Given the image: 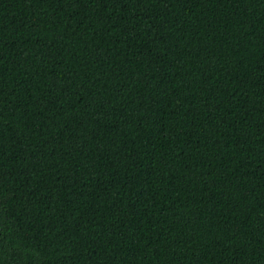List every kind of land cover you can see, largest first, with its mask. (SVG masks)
I'll list each match as a JSON object with an SVG mask.
<instances>
[{"label": "trees", "instance_id": "obj_1", "mask_svg": "<svg viewBox=\"0 0 264 264\" xmlns=\"http://www.w3.org/2000/svg\"><path fill=\"white\" fill-rule=\"evenodd\" d=\"M0 264H264V0H0Z\"/></svg>", "mask_w": 264, "mask_h": 264}]
</instances>
